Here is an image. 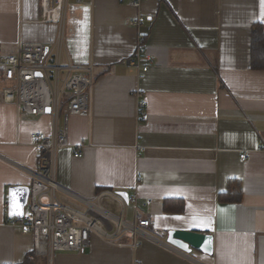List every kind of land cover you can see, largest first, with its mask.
Instances as JSON below:
<instances>
[{"label":"crops","instance_id":"0c3cea01","mask_svg":"<svg viewBox=\"0 0 264 264\" xmlns=\"http://www.w3.org/2000/svg\"><path fill=\"white\" fill-rule=\"evenodd\" d=\"M68 4L65 52L73 64H92L93 88L89 116L59 119L69 148L57 154L56 182L72 198L57 200L81 207L77 199L105 190L135 194L150 202L157 241L185 230L211 234L214 247L186 257L151 241L133 249L129 235L118 244L94 237L54 264H264V69L251 64L252 33L264 35L261 0H143L138 11L129 0ZM39 10V0H0V56L15 55L19 42L55 43L57 26L39 23ZM137 14L141 26L132 24ZM6 87L0 79V264H43L5 205L10 187L30 186L22 168L36 169L31 135L48 133L50 118L18 115L3 101ZM81 144L78 159L72 147Z\"/></svg>","mask_w":264,"mask_h":264},{"label":"built area","instance_id":"2783aa9c","mask_svg":"<svg viewBox=\"0 0 264 264\" xmlns=\"http://www.w3.org/2000/svg\"><path fill=\"white\" fill-rule=\"evenodd\" d=\"M76 1L79 3L81 0ZM129 2L138 11L143 0ZM39 8V23L57 26L55 43L46 47L36 42H19L15 55L0 56V79L9 82L2 91L3 101L14 104L18 115L50 118L48 133L35 132L31 135V146L37 156L36 170L22 168L31 177L29 196L23 216L10 218L9 224L18 227L22 234L35 238L34 253L48 264L57 252L87 250L94 237L107 244H116L121 237L129 235L131 245L136 243V247L142 239L152 242L156 238L148 231L153 229L150 214L146 211L150 202H141L135 194H127L125 199L116 192L103 191L92 200L77 199L81 211L57 200V194L63 191L55 182L57 154L61 149L69 148L66 128L59 127V119L60 116L66 120L70 116L91 114L93 67L91 63L73 64L66 54L64 38L68 1L39 0ZM144 21L145 17L137 14L132 24L141 26ZM45 48L49 49L47 55L44 54ZM143 52L144 43L139 37L134 53L137 68ZM145 104L142 100L138 103L140 120L148 119V115L143 113ZM84 147L87 146L72 147L75 158H82ZM239 158L244 161L246 155L242 154ZM65 195L71 197L69 193L65 192ZM105 199L119 206L118 214L104 206ZM127 206L132 208L131 220L126 219ZM76 238L81 240L77 242Z\"/></svg>","mask_w":264,"mask_h":264},{"label":"water","instance_id":"95a60500","mask_svg":"<svg viewBox=\"0 0 264 264\" xmlns=\"http://www.w3.org/2000/svg\"><path fill=\"white\" fill-rule=\"evenodd\" d=\"M118 194L125 199L127 197L126 192H119ZM28 196L29 188L27 186H13L9 188L7 195V215L10 218H21L23 216ZM157 242L161 243L160 241ZM161 244L173 248L186 257H189L193 251L211 256L213 254L214 239L211 234L185 230H169L165 242Z\"/></svg>","mask_w":264,"mask_h":264},{"label":"trees","instance_id":"16d2710c","mask_svg":"<svg viewBox=\"0 0 264 264\" xmlns=\"http://www.w3.org/2000/svg\"><path fill=\"white\" fill-rule=\"evenodd\" d=\"M257 61V66L256 62ZM251 64L253 69H264V35L260 31H253L251 39ZM261 65L263 66L261 68ZM256 66V68H255ZM107 191V190H105ZM222 196V195H220ZM241 198V192L236 194V197L229 200L233 203H238ZM222 201H225L224 199Z\"/></svg>","mask_w":264,"mask_h":264},{"label":"bare ground","instance_id":"6f19581e","mask_svg":"<svg viewBox=\"0 0 264 264\" xmlns=\"http://www.w3.org/2000/svg\"><path fill=\"white\" fill-rule=\"evenodd\" d=\"M68 1V0H67ZM44 54H49V49L48 48H45L44 49ZM1 80L3 81V82H6V84H7V87H8V85H9V82L8 81H6V80H4V79H2L1 78ZM3 99H4V95H3ZM26 116V115H25ZM28 117H43V116H28ZM24 169V168H23ZM25 170H27V169H25ZM36 170V169H35ZM35 170H27V171H35ZM56 182V181H55ZM56 184H57V182H56ZM57 186L61 189V190H63L58 184H57ZM29 188V187H28ZM60 193H63V194H65V192H64V190L63 191H61ZM58 195V194H57ZM13 226V225H12ZM15 227V226H14ZM18 228V227H17ZM19 229V228H18ZM20 230V229H19ZM21 231V230H20ZM91 234V233H90ZM92 235V234H91ZM124 237V236H123ZM123 237H121V238H123ZM120 238V239H121ZM131 238V237H130ZM119 239V240H120ZM34 240H35V238L34 237H32V241L34 242ZM81 239L80 238H76V241L78 242V241H80ZM118 240V241H119ZM132 240V239H131ZM117 241V242H118ZM143 241H147V239H142V241L141 242H143ZM116 242V244H118ZM140 242V243H141ZM152 242H156V243H159V242H157L156 240H154V241H152ZM132 243V242H131ZM140 243H138V244H140ZM131 247L133 248V249H136L137 247H136V243H133L132 245H131ZM136 247V248H135ZM58 253H62V252H57V254ZM68 253H81L80 251H68ZM42 260H43V264H48L47 263V261L44 259V258H42ZM51 264H54V260L51 262Z\"/></svg>","mask_w":264,"mask_h":264},{"label":"rangeland","instance_id":"374dc122","mask_svg":"<svg viewBox=\"0 0 264 264\" xmlns=\"http://www.w3.org/2000/svg\"><path fill=\"white\" fill-rule=\"evenodd\" d=\"M58 200H59V202H60L61 204H63V205H66V206H68V207H71V208H73V209H76V210L81 211V207H79L77 204H75V203H73V202H71V201H69V200H67V199H62L60 196H58ZM129 207H130V206H129ZM109 209H110L113 213H116V212H117V210H115V207L110 206ZM153 235H154V234H153Z\"/></svg>","mask_w":264,"mask_h":264},{"label":"snow or ice","instance_id":"6c2138e0","mask_svg":"<svg viewBox=\"0 0 264 264\" xmlns=\"http://www.w3.org/2000/svg\"><path fill=\"white\" fill-rule=\"evenodd\" d=\"M262 6H264V0H261ZM262 19H264V7H262Z\"/></svg>","mask_w":264,"mask_h":264}]
</instances>
